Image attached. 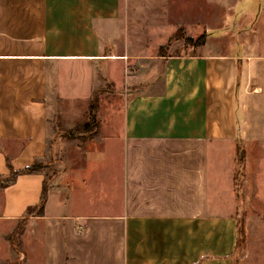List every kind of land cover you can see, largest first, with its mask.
I'll list each match as a JSON object with an SVG mask.
<instances>
[{"label": "crops", "instance_id": "obj_1", "mask_svg": "<svg viewBox=\"0 0 264 264\" xmlns=\"http://www.w3.org/2000/svg\"><path fill=\"white\" fill-rule=\"evenodd\" d=\"M178 30L205 41L186 45ZM258 62L264 0H0V182L8 166H44L0 188V249L25 221L16 237L25 264H242V218L252 261L264 154L248 156L242 204L236 76ZM127 66L142 70L124 76ZM155 66L159 90L147 78ZM107 85L123 100L119 121L84 152L54 138L52 103L87 104ZM44 182L43 213L27 216Z\"/></svg>", "mask_w": 264, "mask_h": 264}, {"label": "rangeland", "instance_id": "obj_2", "mask_svg": "<svg viewBox=\"0 0 264 264\" xmlns=\"http://www.w3.org/2000/svg\"><path fill=\"white\" fill-rule=\"evenodd\" d=\"M258 63L257 65L238 68L236 76L237 128L238 139L241 144L236 147L235 151L234 185L235 192L239 195V200L242 204L246 201L248 194V192L245 193L243 190L246 175L245 165L247 164L248 158L251 156L255 159L258 154H264V62ZM141 70L142 67L127 66L124 68V76H136ZM148 70L150 74L147 78H151L155 82L154 87L159 90L161 86L162 67H149ZM134 89L136 88L130 85L121 91L127 93ZM93 93L97 95V111L95 113L96 126L89 122L87 109L90 101L87 104L64 101L53 102L50 109L48 119L50 133L54 135V138L70 139L65 136V133L69 130L76 129L72 140H76L75 144L78 145L76 148L77 153L85 151V140L102 137V132L105 131L102 129L106 126V123L118 122L120 119L119 111L123 105V100L120 95L115 96L116 90L114 88L112 89L107 85L105 90L98 89ZM107 93H110L112 97H107ZM73 109L75 110L74 113L71 112ZM111 109L114 112H110ZM84 124H88V127L80 129ZM72 148L73 146H69L68 148L66 147V150H69V153H71ZM58 149L61 152L63 150L62 146ZM251 242L250 251L256 255H254V258L251 256L252 261H250L248 258L246 259V255L244 256V247L243 249L239 248L238 254L242 258V264H264V234L252 236ZM13 244L17 252L9 248V252L3 253L4 250L0 249V264H25L22 245L20 246V243L18 244L16 238Z\"/></svg>", "mask_w": 264, "mask_h": 264}, {"label": "trees", "instance_id": "obj_3", "mask_svg": "<svg viewBox=\"0 0 264 264\" xmlns=\"http://www.w3.org/2000/svg\"><path fill=\"white\" fill-rule=\"evenodd\" d=\"M174 39H182L184 41V44L186 45H191L193 47H199L203 45L205 41V35L203 34L197 39L193 40L191 38L183 37L181 30H178L174 35ZM161 51H163V48L161 49ZM96 103H97V95L96 93H93L92 97L90 98L87 113L89 116V122L91 124H94L95 126H96L95 113L97 111ZM86 127H88V124H84L82 127H80V129H85ZM75 130L76 129L69 130L67 133H65V136H67L70 139L74 138ZM8 168L10 170L9 177L6 180L0 182V188L2 189L9 186L12 182H14L17 176L37 174V173L42 172V169L44 168V166L39 163H34L33 165L27 168H24L22 170H18V171H13L9 166ZM234 181H235V176H234ZM46 198H47V186H46V183L44 182L42 186L41 196H40V203L37 207L33 209H29L27 212V216H41L43 213V208L46 202ZM24 224H25V221L20 222L18 226L16 227V229L14 230V232L7 237L8 244L10 248L14 251H16V247L13 244L14 239L22 231ZM244 243H245V239H244V231H243V219L240 218L237 221V242H236V249H235L236 252H238L239 248L243 249ZM236 262H237V259H236Z\"/></svg>", "mask_w": 264, "mask_h": 264}]
</instances>
